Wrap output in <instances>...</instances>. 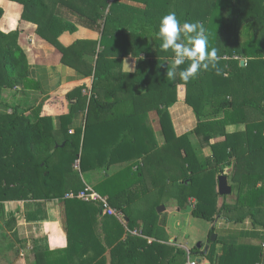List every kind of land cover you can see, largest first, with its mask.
Listing matches in <instances>:
<instances>
[{"label":"trees","instance_id":"16d2710c","mask_svg":"<svg viewBox=\"0 0 264 264\" xmlns=\"http://www.w3.org/2000/svg\"><path fill=\"white\" fill-rule=\"evenodd\" d=\"M10 1L20 5L21 19L38 25V34L61 53L63 64L76 69L83 77L92 76L90 85L83 83L66 93L69 109L58 116L59 129L54 128L52 116L41 114L43 104L33 117L19 113L16 107L2 110L5 89L22 91L37 84L29 73L27 53L19 43L20 29L2 27L7 21V10L0 4V201L60 199L67 231V246L36 252V264H74L77 256L84 255L90 259L89 264H107V249L97 232L100 205L65 197L68 192H77L85 186L75 174L73 164L79 160L82 171L104 164L102 148L106 145L113 146L121 160L138 157L144 160V165H139L136 171L129 165L95 186L125 217L121 221L105 215L104 239L110 246V264H186L185 248L163 240L165 231L158 222L156 209L160 202L139 215H134L131 208L138 196L147 195L145 184L139 188L131 184L135 180L145 182L148 159L156 170L153 184L160 194H165L167 181L172 183L178 207L185 210L192 205L194 217L212 221L226 207L236 211L264 207V0H188L186 15L195 2L205 7L202 15L198 8H192L195 16L190 21L196 15L195 19L201 20L211 45L220 50L219 67L226 73L217 75L214 69L202 70L189 82L180 79V69L176 80L166 77L174 53L161 49L159 26L167 12L159 15L157 25L150 28L157 39L156 58L148 63L141 61L136 74L109 73L105 69L120 63L124 56L141 53L138 35L123 28L110 32L105 25L100 41L77 39L68 46L59 42V36L64 31H74L75 26L57 14V6L64 4L74 9L79 3L82 4L79 11L97 19L104 12L96 0ZM181 15L180 12L178 16ZM258 25L260 32L257 33ZM233 28L234 39L231 38ZM147 48L150 52L149 45ZM86 53L96 56L95 64L84 57ZM108 54L118 57L109 60ZM241 60H245L243 65ZM144 65H148L146 74ZM187 66L186 62L182 68ZM141 80L145 89L136 92ZM179 84L186 86V102L198 119L193 131L182 135H177L168 110L178 99ZM81 110L87 111L85 127H77L70 133L69 125ZM152 110L159 114L165 137L161 146L153 130L143 124ZM255 114L259 117L251 119ZM119 118H127L124 123L133 128L134 140L122 139ZM240 124L245 128L227 129ZM204 146L210 147V155L202 154ZM93 148L97 151L93 152ZM228 166H232V190L237 192L232 206L218 192V177ZM220 197L223 198L221 205ZM251 250L257 256L261 254L257 247ZM191 251L201 253V248L194 245ZM213 253L214 243L207 256L211 259Z\"/></svg>","mask_w":264,"mask_h":264},{"label":"crops","instance_id":"0c3cea01","mask_svg":"<svg viewBox=\"0 0 264 264\" xmlns=\"http://www.w3.org/2000/svg\"><path fill=\"white\" fill-rule=\"evenodd\" d=\"M0 4L4 5L7 10V21L2 27L5 30H10L18 26L20 29L19 43L27 53L30 65L29 73L37 84L35 88L22 89V91H20V88L5 89L3 91V101L5 103L2 105V110L7 108L12 110V108L16 107L19 113L33 117L40 104H43L40 107L41 114L52 116L54 128L59 129L61 120L58 116L68 112L69 109L66 93L83 83L90 85L92 76L83 77L76 69L63 64L61 62V53L49 41L38 34V25L32 21L20 18L21 9L17 2L0 0ZM96 4L104 12V15L97 19L91 14L79 11V7L82 6L79 3L74 9L64 4L57 6V14L75 26V30L72 32L64 31L59 36V42L64 46H68L77 39L100 41L105 25L110 32H113L115 28H123L139 36L138 42L142 51L139 55L130 54L124 56L120 63L109 66L105 71L109 73L126 72L124 70V61L127 59L130 65H135L136 69L129 73L136 74L139 71L141 61L148 63L156 58L155 42L157 39L150 28L157 25L158 16L164 12L173 11L177 16L178 14L180 15V12L184 16L185 11H187L188 0H96ZM195 4H191L189 15L178 16L182 23L185 21L184 19L190 21V17L195 16L191 13L194 7L198 8V12L201 15L204 14L205 7L198 5L197 2ZM107 16H109L108 19H106ZM195 18L190 22L200 20ZM148 45L151 48L150 52L147 51L149 50L147 48ZM84 57L95 64L96 56L86 53ZM117 57L114 54L106 56L109 60L117 59ZM171 59L173 61L174 57H171ZM142 69L144 74H146L148 65H144ZM176 77L174 78L175 80ZM14 89L15 91H20L18 92L19 95L14 96L15 94L12 92ZM144 89L145 85L141 80L137 84L135 91L143 92ZM177 93V101L168 107V110L177 135H182L193 131L198 119L192 107L186 102V86L184 84L178 85ZM86 113V110H81L75 114L72 123L69 125L70 133H74L77 127H85ZM126 119H120L121 124L118 127L119 129L121 128L120 135L122 139L129 138L134 140L133 128L124 123ZM143 124L153 130L154 137L158 145L161 146L165 141V137L157 111H150L148 118L143 119ZM228 128L235 130L234 126H228ZM213 141L215 140L213 139ZM113 149V146L109 147L107 145L102 148L104 152L102 153V159L105 160L102 165L95 164L90 169L82 171L80 165L76 168L75 163L73 164L75 174L81 177L84 185L89 184L95 188L97 184L129 165H132V171H136L139 165H144L143 157L121 160L118 158L120 157L119 153L117 154ZM96 151L97 149L93 148V152ZM202 151L205 156L211 154L209 146L203 147ZM89 153L92 154L91 152ZM110 159L112 161L108 163ZM136 162L137 164H134ZM145 163L149 167H146L145 182L135 180L131 184V186L136 188L145 184L148 188L147 195H140L133 201V203L136 202L134 206L139 207H131L134 215L146 213L152 209L156 202H160L156 207L159 214V224L163 226L168 236L172 237L171 231L175 227L173 224H176L175 220H180L176 224V229L180 223L182 230L179 234H175V239L178 238L176 241L182 244L181 247L191 249L194 245L187 246L186 243L187 238H189L187 227L194 218L191 214L192 207L181 210L177 206H169L167 202H171L172 199L170 194L171 187H173L172 183L167 181L168 188L164 192L165 194H160L159 189L154 186L155 183L153 184V175L156 170L152 167L149 159ZM229 170H232V166H228L224 174ZM167 172L169 175L170 172ZM227 180L229 183L228 177ZM229 185L231 186V184ZM231 197L232 200L229 201L226 198V202L233 205L236 198L233 190ZM222 203L223 198L220 197L219 205ZM160 205L164 206V210L158 211ZM97 218V232L107 249V255L110 251V246L106 244L104 239L106 235L103 224L105 214L101 209ZM208 223V231H205L202 241H199L202 243L201 253L194 252L201 264H264V207L255 209L245 207L240 208L238 211L226 207L222 214L216 216L212 221H208ZM211 229H213L212 234H210ZM212 235H215V240L211 239ZM126 236L125 232L124 238ZM213 243L215 244V253L212 254L210 259L207 253ZM0 244H2L0 246V264H36L34 258L36 252L49 249H64L68 244V239L62 201L57 198H25L0 201ZM236 247L240 249L235 250ZM252 247L259 248L261 254L257 256L256 252L251 250ZM227 248L232 249L226 250ZM256 257L258 259H255ZM89 261L90 259L86 255L83 257L77 256L74 264H89ZM107 264H110L109 259Z\"/></svg>","mask_w":264,"mask_h":264},{"label":"clouds","instance_id":"9594fccd","mask_svg":"<svg viewBox=\"0 0 264 264\" xmlns=\"http://www.w3.org/2000/svg\"><path fill=\"white\" fill-rule=\"evenodd\" d=\"M159 36L163 43L161 49L165 52L171 50L174 60L167 68L166 77L174 79L179 71V77L184 82L197 78L199 73L214 69L217 75L225 74L219 67L222 59L219 49L211 45L209 35L200 21L183 23L173 12L164 15L160 21ZM187 62V67L182 68ZM124 70L129 73L135 71V65L124 61Z\"/></svg>","mask_w":264,"mask_h":264},{"label":"rangeland","instance_id":"374dc122","mask_svg":"<svg viewBox=\"0 0 264 264\" xmlns=\"http://www.w3.org/2000/svg\"><path fill=\"white\" fill-rule=\"evenodd\" d=\"M205 2V1H204ZM206 3V2H205ZM243 27V26H242ZM243 28H246L245 26ZM256 31L257 33L260 32V29H259V25L257 26L256 28ZM231 38H235V29L233 28V30L231 31ZM172 62V61H171ZM13 94H15L14 96L16 95H19L18 92L20 91H15V89L12 91ZM2 103H5L4 101ZM11 106V105H9ZM15 108V107H14ZM259 117L258 114H255V115H252L251 116V119H257ZM261 117V116H260ZM233 128V127H232ZM234 128H241V129H244L245 128V125L244 124H240V127H235ZM229 129V128H228ZM229 130H234V129H229ZM193 139L199 143V140L196 139V137H193ZM205 147V146H204ZM207 147V146H206ZM202 154L204 155L203 151H202ZM231 171L232 170H229L225 173V175H227L228 179H229V184H232V181H231V178H230V174H231ZM172 189V190H171ZM171 191H170V194L172 195V199H171V202H167V204L169 206H177L178 207V204H177V197H176V194H175V191H174V186L171 187ZM235 195H237V192L235 190ZM222 198V197H221ZM225 202H226V198H228V200H232V197H231V194L229 195H225ZM136 203V202H135ZM135 203H133L132 205L134 206ZM136 208H139L137 206H134ZM192 207V205H191ZM141 210V209H139ZM136 213V212H135ZM138 213V212H137ZM140 213V212H139ZM194 217V216H193ZM158 219H159V216H158ZM181 220H183V218H181ZM177 222H180L175 220V223L177 224ZM176 224H173L175 227H173L174 229H172L171 233L173 234L172 237L168 236V233L165 231V238L163 239L165 242H168V243H171V244H176V245H179L181 246L182 244H179L176 240L178 239H175V234H179L182 230V225H177V229H176ZM208 220H205V219H202V218H198V217H194L193 220H192V223H190V225L187 227V230H188V234H189V238H187V246H193L195 245L196 243H198L199 241H202L203 239V235L205 234V231L207 230L208 231ZM165 230V229H164ZM2 244H0L1 246ZM107 257L108 259L110 258V251L107 253Z\"/></svg>","mask_w":264,"mask_h":264},{"label":"built area","instance_id":"2783aa9c","mask_svg":"<svg viewBox=\"0 0 264 264\" xmlns=\"http://www.w3.org/2000/svg\"><path fill=\"white\" fill-rule=\"evenodd\" d=\"M75 167H79V160L75 162ZM66 198H76L85 202H95L100 205L101 210L106 215H112L124 221V214L122 211L114 208L109 203L108 197L101 195L93 186L85 184V186L77 192L70 191L65 195ZM134 234H138L137 230L132 231ZM187 253L186 264H201L199 259L189 248H185Z\"/></svg>","mask_w":264,"mask_h":264},{"label":"water","instance_id":"95a60500","mask_svg":"<svg viewBox=\"0 0 264 264\" xmlns=\"http://www.w3.org/2000/svg\"><path fill=\"white\" fill-rule=\"evenodd\" d=\"M244 63H245V60H241V64L243 65ZM218 192H219L220 195H229L232 192V188L229 185L228 180H227V176L225 174H221L218 177ZM162 210H164V206L163 205H160L158 207V211H162ZM211 239L212 240H215V235H212L211 236ZM196 246L198 248H201L202 243L201 242H198L196 244Z\"/></svg>","mask_w":264,"mask_h":264}]
</instances>
